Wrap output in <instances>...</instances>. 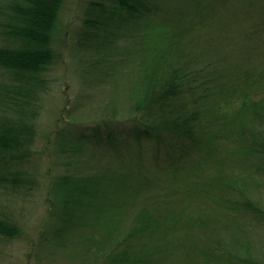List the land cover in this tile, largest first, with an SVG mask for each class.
Listing matches in <instances>:
<instances>
[{
	"label": "rangeland",
	"instance_id": "1",
	"mask_svg": "<svg viewBox=\"0 0 264 264\" xmlns=\"http://www.w3.org/2000/svg\"><path fill=\"white\" fill-rule=\"evenodd\" d=\"M97 1L108 3L65 0L61 7L56 59L45 75L49 90L33 119L35 152L11 169L35 183L0 188V213L19 230L15 238L0 237V264H110L118 253L126 264H264V158L248 154L240 142L246 123L252 126V112L264 108V32L255 34L264 26V0H232L206 26L196 24L177 38L186 54L177 60L189 61L201 84L234 88L228 97L211 94L214 101L203 111L211 132L203 133L197 149L164 174L160 188L105 178L76 224L61 228L59 197L70 192L56 185L103 171L119 178L126 171L108 137L126 133L145 89L138 77L155 60L144 32L89 35V3ZM245 8L256 21L241 15ZM159 42L170 44L165 37ZM7 82L0 70L1 86ZM12 108L0 100V110L12 114ZM82 134L89 140L78 151ZM148 219L151 224L143 227ZM246 237L254 247H242Z\"/></svg>",
	"mask_w": 264,
	"mask_h": 264
},
{
	"label": "trees",
	"instance_id": "2",
	"mask_svg": "<svg viewBox=\"0 0 264 264\" xmlns=\"http://www.w3.org/2000/svg\"><path fill=\"white\" fill-rule=\"evenodd\" d=\"M107 1L89 3L91 9L86 24L92 32L88 34L100 38V35L124 37L144 32L145 46L156 50L155 60L149 71L142 70L138 77L145 89L136 98L134 116L125 124L126 133L108 137L113 153L119 157L126 171L119 178L118 173L103 171L85 181L64 178L60 186L56 185L55 188L70 192L67 197H59L63 207L59 211L63 214L57 217L62 221V229L76 224L87 209V197L93 195L107 177H112L113 182L119 185L160 188L165 180L164 174L178 169L183 160L197 149L203 133L211 132L203 123V111L211 105V100L214 101L211 94L223 97L234 94L229 89L234 88L228 84L219 87L204 83L207 81L201 84L196 77L199 73L190 68V62L177 60L186 59L185 46L180 48L177 38L196 30V24L206 26L212 14L218 15L221 9L231 5L232 0ZM64 2L0 0V70L8 80L6 85L1 86L0 83V100L13 107L12 114L0 110V188L28 189L35 183L33 179H25L20 170L11 169L35 152L37 133L33 119L39 116L42 96L49 90L45 75L56 59L53 39ZM241 15L256 21L247 8ZM263 30L264 26L260 24L255 34ZM164 37L170 40L169 46L160 45L159 41ZM244 38H247L246 33ZM165 50L170 53L163 55ZM170 54L175 57L170 59ZM159 64L162 72L158 70ZM239 111L242 113V107ZM252 113V126L248 127L246 123L240 142L247 146L248 154L264 158V130H260L261 127L256 129L257 125H264V108H256ZM104 127L98 126L102 130ZM96 136L98 133L93 134V139H97ZM88 140L84 134L79 137L78 151ZM141 224L147 228L151 224L150 219ZM242 232L246 235L247 231ZM18 233L17 226L0 213V237L15 238ZM243 241L244 249L254 247L249 238ZM119 255L110 264H126L124 257ZM243 256L240 257H246ZM245 262L253 263L250 259Z\"/></svg>",
	"mask_w": 264,
	"mask_h": 264
}]
</instances>
